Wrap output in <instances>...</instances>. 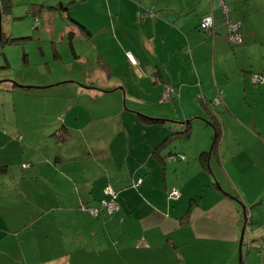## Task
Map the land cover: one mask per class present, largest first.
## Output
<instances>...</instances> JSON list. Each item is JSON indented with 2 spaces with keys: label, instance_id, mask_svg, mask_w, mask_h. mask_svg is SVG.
<instances>
[{
  "label": "crops",
  "instance_id": "crops-1",
  "mask_svg": "<svg viewBox=\"0 0 264 264\" xmlns=\"http://www.w3.org/2000/svg\"><path fill=\"white\" fill-rule=\"evenodd\" d=\"M64 1L60 0L59 4L67 10L76 2ZM39 4L40 8L46 6ZM103 6L105 21L83 19L84 25L81 22L82 26L75 24L81 30L92 31L97 23L100 32L109 29L114 39L113 47L107 43L108 47L115 48L114 52L105 46L100 49L94 46L91 55L97 64L92 68L93 73H102L106 77L113 66L115 88L120 84L125 93L130 94L124 96V106L164 116L160 124L145 123L140 119L142 113L137 112L135 121L140 143L151 146L143 159L139 171L142 181L138 185L142 201L148 207L140 217L141 230L149 240L146 245L136 243V247L146 250L161 247L168 251L166 260L171 258L173 264H239V246L242 248L245 243L243 264H264V220L256 211L264 199L256 204L252 202L264 190V79L260 82L253 79L254 74L264 75V0H228L227 14L217 0H103ZM25 9L24 18L38 16L32 7ZM147 10L154 15L143 14ZM208 12L213 15V35L199 26L201 17ZM48 14L51 11L46 10L45 15ZM68 15L73 17L69 11ZM228 19L241 23L242 41L232 47L225 37ZM127 52L133 55L135 62L127 57ZM19 82L26 83L23 79ZM19 82L0 77V108L3 107L0 177H4L6 183L25 180L19 193L28 196L39 213L31 227L25 226L12 234L0 231V264H66L73 252L69 244H77L78 239L83 241L81 245H86L90 239L98 241L113 227L118 228L119 240L126 236L125 228L134 220L132 206L135 199L131 192L125 191L134 188L124 190L119 209L111 214L102 210L93 216L78 210L82 203L96 205L107 184L98 177L92 178L95 175H86L82 167L78 172L75 168L73 172L68 168L64 170L63 161L74 155L57 149L53 151L50 145L67 142L74 129L80 128L84 135L95 133L94 129L85 132L83 124L100 125L112 117H103L105 114L117 115L119 121H134V118L117 102L114 109L105 114L89 104L65 102L60 125L53 113L50 120L46 113L31 118L47 125L41 131L45 147L32 154L31 159H38L36 163L23 166V145L26 147L27 142L19 131L26 119H21L22 106L16 107L13 99L17 94L27 93L23 91H27L28 85ZM93 82L94 85L85 86L84 90L49 88L58 83L37 88L42 89L38 93L45 99L50 95L69 98L74 92L91 98L90 93L98 97L96 93L111 91L103 90L98 87L100 84ZM166 85L169 86L167 93L164 91ZM48 88L52 90L46 92ZM216 96L220 101L213 105L211 101ZM193 97L203 103L201 112L186 111L193 104ZM169 101L172 105L174 102L171 106L174 111L148 113L150 107H143V104ZM207 109L216 113L222 125L218 155L217 158L208 155V169L198 158L202 151L208 150L212 137L208 128L212 119ZM194 116L206 120L202 134H193L192 122L187 137L175 136L153 151L173 131L171 118L182 119L178 121L181 125ZM60 126L65 129L62 139L54 134ZM14 134L23 141L16 140ZM11 142L18 147V159H14L6 148ZM169 149L184 152L186 158H166ZM42 172L50 176L45 191ZM34 179L41 180L33 186ZM171 186L181 190L178 197L165 196L164 190ZM2 190L0 186V194ZM52 200L56 205L52 206L54 209L49 216L48 209L43 206ZM60 200H63L62 204ZM59 208L65 209L76 220L60 222ZM4 215L0 213L1 228H4ZM47 220L51 222L50 230L46 228ZM91 221L97 228L91 227ZM247 221H250V228L243 232L240 244V234ZM85 232L93 237H86Z\"/></svg>",
  "mask_w": 264,
  "mask_h": 264
},
{
  "label": "rangeland",
  "instance_id": "rangeland-1",
  "mask_svg": "<svg viewBox=\"0 0 264 264\" xmlns=\"http://www.w3.org/2000/svg\"><path fill=\"white\" fill-rule=\"evenodd\" d=\"M75 1L73 6L67 10L60 6V0H9L7 5L0 0V38L2 35L3 39V42L0 43V77L14 82H19L23 79L26 83L19 82L20 84L31 85V87L25 89L27 91H23L27 93L17 94L13 99L16 107L22 106V110L19 111L21 119H26L21 123L23 129L19 131V133L25 136L24 142H27L26 147L23 145V161L28 164L31 162L36 163L38 159H31L32 154L37 149L45 147L41 131L47 125L43 124L39 119L31 118L38 114L46 113L48 120H50L53 113L60 125L61 118L63 117L61 109L65 102L73 103L78 101L84 105L89 104L100 108V112L104 114L110 112L111 108L114 109L113 105L116 102L120 103L128 110L129 116L134 118V121H119V116L105 114L103 117H112L107 118L100 125H93L88 122L83 124L85 132L94 129L95 133L84 135L80 128L74 129L73 135L67 142L50 145L53 151L57 149L58 151H65L68 155H74L68 156L63 161L62 167H64V170L68 168V170L73 172L75 168L78 172L82 167L86 175H95L92 178L98 177L104 183L116 189L120 193V198L121 194L131 192L135 199L132 206L134 220H131L127 224L125 229L128 232L125 237H121L119 240L118 228L113 227L111 232L106 234L105 238L100 236L98 241L90 239V242H87L86 245H81L83 241L78 239L77 244H69L73 252L70 254L69 262L66 264H123V261L125 264H173L171 258H169V261L166 260L168 251L161 249V247L151 250L136 247L148 244L149 240L141 230L140 217L145 214L148 207L142 201L143 196L138 185L142 181L139 171L143 159L151 149V146L140 143L139 128L135 121L138 118L137 112L148 116H164L147 114L136 108H129L126 104L124 106V96L128 97L130 94L125 93L124 88L120 84L115 88L116 76L113 66L108 70L109 73H107L106 77L102 73H93L92 68L97 64L91 55V51L95 48L94 46L96 45L99 49L102 46L110 48L107 46V43H109L113 47L114 39L111 37L109 29L100 32L97 23L94 25L92 31L82 27L81 30L76 26H80V22L83 24V19L89 22L93 20L95 22L98 20L105 21L103 0ZM64 2H67V0ZM39 3H43L46 6L40 8ZM11 7H13L12 10ZM25 7L28 9L32 7L38 13L40 24L34 27V29L32 27L34 24L33 16L28 15L24 18V10L27 11ZM46 10L51 11V14L45 15ZM68 11L74 18L68 15ZM9 36L20 38L8 42ZM104 41L105 44H103ZM228 45L234 46V44L230 43ZM110 49L112 52L115 50V48ZM93 81H95V85L100 84L98 87H101L103 90H105L104 88H108L107 90L111 91L96 93L98 97H93L94 94L90 93L91 98L74 92L69 98H62L61 96L53 97L50 95L45 99L38 93L42 89L37 88L58 83L49 88L77 87L84 90L85 86L94 85ZM49 88L45 89L47 90L46 92L52 90ZM135 88L133 85L132 89L134 90ZM1 101L0 98V103ZM147 105L150 107L147 110L149 111L148 113H160L159 111H174L171 106L175 104L173 102L172 105L171 101L168 103L162 102V104H143L144 109H147ZM202 106L203 103L193 97V104L187 107L186 111L188 113H198L202 111ZM209 110L213 111L212 109ZM0 117H3V107L0 108ZM95 117H99V115ZM200 117L204 119L202 116ZM101 118H98V120ZM174 120L172 123L178 125V121L182 119ZM191 121L193 122V134L195 135L196 132L202 134V128L207 126L205 125L206 120H201L198 116H194L191 118ZM153 125L156 126L155 124ZM208 128L210 129V133L213 134L211 124H208ZM14 137L19 142L23 141L18 139L16 134H14ZM57 138L60 139L58 135ZM6 148L14 159L19 158V150L14 142H11ZM259 171L260 173L263 172L262 170ZM252 175L254 176V173ZM41 176L43 180L34 179L31 185L34 186L41 180L45 191V183L47 180H50V176L46 172H42ZM3 178L2 176L0 177V186L3 188L0 194V213L5 214V222L4 228L0 227V231H7L12 234L14 231H18L25 226H33L34 221L37 219L36 215L39 212L38 208L33 206V201L28 196H23L19 193L25 180L21 183L18 181L6 183ZM120 182H123V184H118ZM129 187L134 189L124 192ZM174 189H177L179 193L174 194ZM164 193L166 197L173 198L178 197L181 194V190L176 186H171L164 190ZM45 195L44 192V198ZM260 199H264V190L252 202L254 204L259 203ZM59 203L62 204L63 200H60ZM53 205H56L54 200L43 206L44 209L47 208V211L50 212H46L49 216H51V212L54 209L52 208ZM57 205H59L58 202ZM85 206L95 207L96 205L82 203L77 209L84 210L95 216ZM257 206L256 211L260 215V218L264 220V203ZM59 212H61L59 214L60 222L76 220L63 208H59ZM90 225L92 228H97V225L93 221L90 222ZM248 225L250 226V223ZM46 228L47 230L51 229V222L49 220L46 221ZM85 235L86 237H93L88 232H85ZM153 240L155 239L153 238ZM246 249V244L244 243L241 248V257L243 259ZM252 249L254 248L252 247ZM115 250L118 251L114 253ZM98 252L100 253L97 254ZM170 254L175 256L172 251H170ZM121 258H123V261H121Z\"/></svg>",
  "mask_w": 264,
  "mask_h": 264
},
{
  "label": "trees",
  "instance_id": "trees-1",
  "mask_svg": "<svg viewBox=\"0 0 264 264\" xmlns=\"http://www.w3.org/2000/svg\"><path fill=\"white\" fill-rule=\"evenodd\" d=\"M2 1H3V3L5 5H7L9 3V0H2ZM0 7H1V4H0ZM17 38H20V37H10L9 36L7 41L11 42V41H14ZM2 42H3V39H2V35H1L0 43H2ZM234 45H236V44H234ZM29 86L30 85H28V87ZM207 112H208L209 115H211L210 119H212V120H210L209 122H210L211 126L213 127V134H212V137H211V142H210V146H209L208 150L202 151L198 155V158L203 163L202 165L208 169L209 168L208 167V163L206 162L208 155L209 156H213L215 158H217V155H218L219 137H220V134L222 132V125H221V122L218 120V118L216 116V113H214L213 111H211L209 109H207ZM140 119L143 122H145V123H155V124H160V123H162L164 121L163 117L147 116V115H144V114L140 115ZM171 120L174 121V119H171ZM191 123H192L191 118H188L186 120V123H183L181 125H180V123L178 125L177 124H172L173 131L171 132V134H168L167 137H165L157 146H155L153 151L156 152L157 149H159V147L161 145L167 144L169 142V140L171 138L175 137V136H177V137H181V136L182 137H187L189 135L190 131H191V125H190ZM62 127L63 126H60V127H58V129H56L54 131V134L58 135L60 137V139H62L64 137V133H65V129L62 128ZM169 150L170 151L166 154L165 157L170 159V160H181V159H185L186 158L184 152L172 151L171 149H169ZM1 168H2V166L0 165V169ZM104 188H103L102 196L99 198L98 203L95 206V207H99V212L95 216H97L102 210L105 211L106 213L111 214V213L117 211L119 209V207H120V199H119L120 198V193L116 189H115L116 194L114 196V200H115V202H117L118 207L116 209L112 210V211H108L106 206H102L101 205V200L102 199H109L110 198V194L106 193L104 191ZM186 215H187V213L184 215V218L186 217ZM245 217H246V214L244 213L243 218L245 219ZM244 223L246 224L243 227L244 228V232H245V230L247 228H250V226L248 225L247 222H244ZM242 261H243V258H241L240 264H243Z\"/></svg>",
  "mask_w": 264,
  "mask_h": 264
},
{
  "label": "built area",
  "instance_id": "built-area-1",
  "mask_svg": "<svg viewBox=\"0 0 264 264\" xmlns=\"http://www.w3.org/2000/svg\"><path fill=\"white\" fill-rule=\"evenodd\" d=\"M221 10L227 14L228 12V0H217ZM143 14H148V15H154V13L152 11H143ZM40 24V20L38 16L34 17V24H33V28L39 26ZM199 26L200 28H202L204 31H207L208 33H210L211 35H213L214 33V20H213V15L212 12H208L207 14L203 15L200 19L199 22ZM240 26L241 23L239 20H230L228 19L227 21V34H226V38L229 41L230 44H238L242 41V36L240 33ZM127 57L132 61L135 62V58L133 57V55L130 52L126 53ZM253 79L257 82L263 81L264 79V75L261 73L258 74H254L253 75ZM169 90V86L166 85L165 86V93H167ZM220 101V97L216 96L215 98L212 99L211 104L215 105ZM23 166L28 165V163H23ZM104 191L106 193L110 194V198L109 199H102L101 200V205L102 206H106L108 211H112L114 209H116L118 207L117 202H115L114 200V196L116 194L115 189L110 186L107 185L104 188ZM174 194H178L179 191L177 189L173 190ZM86 209L89 210V212L93 213L94 215H96L99 212V207H91V206H85ZM101 207V206H100Z\"/></svg>",
  "mask_w": 264,
  "mask_h": 264
},
{
  "label": "water",
  "instance_id": "water-1",
  "mask_svg": "<svg viewBox=\"0 0 264 264\" xmlns=\"http://www.w3.org/2000/svg\"><path fill=\"white\" fill-rule=\"evenodd\" d=\"M105 90H107V89H105ZM246 220H247V218H246ZM248 223H250V221H247ZM243 232H244V228L242 229V232H241V234H240V244H241V239H242V236H243ZM241 248H240V246H239V264H240V261H241Z\"/></svg>",
  "mask_w": 264,
  "mask_h": 264
}]
</instances>
